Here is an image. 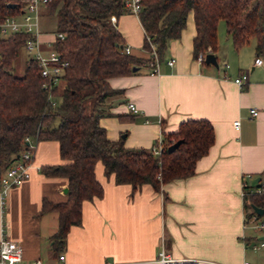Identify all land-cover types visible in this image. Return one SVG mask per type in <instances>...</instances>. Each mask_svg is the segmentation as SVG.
Segmentation results:
<instances>
[{
  "label": "crops",
  "instance_id": "1",
  "mask_svg": "<svg viewBox=\"0 0 264 264\" xmlns=\"http://www.w3.org/2000/svg\"><path fill=\"white\" fill-rule=\"evenodd\" d=\"M43 23L42 16V29ZM117 28L131 53L146 61L149 52L143 47L145 30L139 16L125 12ZM195 33L190 13L181 36L169 41L158 73L152 72L148 60L129 75L109 78V85L121 92L101 105L100 119L108 138L145 149L187 119L209 120L214 140L198 159L195 173L164 184L159 192L148 184L135 189L118 184L97 162L103 196L83 201L81 223L72 225L58 245L53 236L59 214L41 209L43 200L66 201L68 183L64 177L46 176L42 167L64 161L57 141L32 140L30 177L0 197V239L22 246L23 264H151L162 250L197 264H259L248 254L260 249L251 244L264 240V233L246 224L244 187L264 189V63L255 65L257 57L264 61V53L257 55L256 42L249 56L232 43V65L225 61L216 67L194 56ZM41 38L48 43L54 32L44 30ZM218 49L212 51L217 60ZM170 57L176 58L174 65L167 63ZM243 74L247 78L239 85L234 79ZM129 102L137 105V113L129 110ZM252 108L259 110L257 116ZM4 170L0 165V179Z\"/></svg>",
  "mask_w": 264,
  "mask_h": 264
},
{
  "label": "trees",
  "instance_id": "2",
  "mask_svg": "<svg viewBox=\"0 0 264 264\" xmlns=\"http://www.w3.org/2000/svg\"><path fill=\"white\" fill-rule=\"evenodd\" d=\"M27 0H0V20L6 14H18ZM14 4V8H9ZM139 13L145 33L156 44L161 60L168 43L179 38L190 13L196 33L193 53L215 51L218 46L217 26L226 23L233 46L240 49L256 40L257 55L264 53V0H142ZM126 12L124 0H49L43 17L57 16L53 46L68 61V66L52 95L36 62L29 58L22 73L14 62L24 48L29 34L16 33L0 39V165L5 168L30 149L27 141L54 140L59 144L63 163L42 167L46 176L64 177L68 183L67 200L53 203L43 200L41 212L57 211L59 227L53 238L64 243L72 225L81 223L85 200L103 196L95 166L101 161L105 175H114L118 184L133 189L148 184L156 191L170 181L186 178L196 171V163L214 140V128L207 119H187L172 133H163L160 155L151 149L130 148L124 140H111L101 125V105L120 93L109 85V78L129 75L144 59L124 51V38L117 19ZM149 52L150 44L144 39ZM182 139L171 152L168 147ZM256 189V188H254ZM244 187L247 217L254 211L251 204L264 209V189L257 192ZM264 216V215H263ZM182 264H197L186 261Z\"/></svg>",
  "mask_w": 264,
  "mask_h": 264
},
{
  "label": "built area",
  "instance_id": "3",
  "mask_svg": "<svg viewBox=\"0 0 264 264\" xmlns=\"http://www.w3.org/2000/svg\"><path fill=\"white\" fill-rule=\"evenodd\" d=\"M49 0H27L26 5L22 8L18 14H6L0 20V39L11 36L16 33H27L29 37L24 44V50L28 55V58L33 59L37 67L40 70L41 76L44 78V86L49 90V98L52 100V104L55 105V100L52 95L53 87L60 83L65 73V69L68 66V61L63 55L57 51L53 46L56 37L63 38L62 33H54L52 41L42 40V11ZM126 12L134 15H139L142 10V0H124ZM145 38L150 44L149 66L152 72H159L160 59L157 54L156 44L153 43L150 37L145 33ZM52 42V43H51ZM126 53H131V47L129 45L124 46ZM208 52H211L209 50ZM208 52H200L197 56L199 62H204L205 55ZM1 57V51H0ZM169 65L176 63L175 57H170L167 60ZM264 61L262 57H257L255 65L261 66ZM228 67L229 65L226 64ZM247 76L245 74L236 77L234 80L237 84L244 83ZM128 108L131 112L137 113L139 108L134 102L128 103ZM251 113L253 116L259 114L257 108H252ZM236 126H239V121L234 122ZM30 141V140H29ZM31 142V141H30ZM163 148V138L159 137L156 143L151 148L154 155H160ZM32 151L27 149L22 151L17 158H15L4 170L0 179V197L4 199L10 189L22 181L30 177V166L32 162ZM246 186V184H245ZM257 192H262L263 189L257 188ZM246 224L256 230H264V220L261 221V216L257 213H253L250 218L246 219ZM253 249H259L264 247V240L257 241L251 244ZM61 260L64 259V255H60ZM23 249L22 246L9 238L2 237L0 239V264H23ZM185 260H178L171 257L164 250L160 251L159 256L151 261V264H182ZM27 264H43L41 260H36ZM210 264H221L211 262ZM243 264H252L249 260H245Z\"/></svg>",
  "mask_w": 264,
  "mask_h": 264
},
{
  "label": "rangeland",
  "instance_id": "4",
  "mask_svg": "<svg viewBox=\"0 0 264 264\" xmlns=\"http://www.w3.org/2000/svg\"><path fill=\"white\" fill-rule=\"evenodd\" d=\"M43 11H44V9H43ZM43 21H44L43 31L49 30V32H54V30L56 28V24H57L56 23L57 22V16L53 15L51 17H43ZM217 34H218V47H219V49H218L219 50L218 64H219V66H222L224 64V62L227 61L229 63V65L231 66L233 56L231 55V52L229 51V48H230L229 44H231V46H232V42L230 40L231 38H229V35L227 34L226 23L224 20H220L218 22ZM255 42H256L255 38L251 39V41L248 44L244 45L241 48V50H239V51H241V53H245V55L249 56V53L251 52L252 47H254ZM233 51H235V50H233ZM237 53H239V55H240V52H237ZM28 59L29 58H28L25 50L21 49L18 58L14 62L15 71L17 73H22V71L24 70L25 63ZM252 59H253V57H252ZM262 220H264V217L261 218V221ZM258 231H260V230H258ZM260 232L263 234L264 230H262ZM258 235L259 234H256V233L254 234V236H258ZM248 257L252 258V259L255 257L257 263L264 264V248H260L258 251H256V253L249 251Z\"/></svg>",
  "mask_w": 264,
  "mask_h": 264
},
{
  "label": "water",
  "instance_id": "5",
  "mask_svg": "<svg viewBox=\"0 0 264 264\" xmlns=\"http://www.w3.org/2000/svg\"><path fill=\"white\" fill-rule=\"evenodd\" d=\"M8 7H9V8H14L15 5H14V4H9ZM204 62H205L206 64H213V65L216 66V67L219 66V64H218V60H217V57H216V55H215L213 52H208V53H206ZM137 68H138V67L135 66L133 69H134V70H137ZM181 142H182V139H179V140H177L176 142L172 143V144L168 147V152H171V151H173L174 149H176V148L180 145ZM29 144H30V141H27V145H29ZM64 191L67 193V192H68V187H66V188L64 189ZM251 208H252V210H253L255 213H257L259 216H263V215H264V209H263L262 207H259V206L255 205V204H251ZM261 238L263 239L264 237H261Z\"/></svg>",
  "mask_w": 264,
  "mask_h": 264
}]
</instances>
